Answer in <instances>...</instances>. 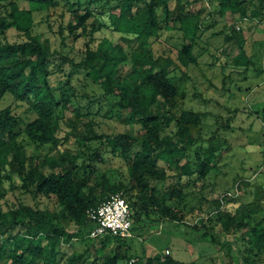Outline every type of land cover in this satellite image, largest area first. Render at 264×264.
I'll use <instances>...</instances> for the list:
<instances>
[{
    "label": "trees",
    "instance_id": "obj_1",
    "mask_svg": "<svg viewBox=\"0 0 264 264\" xmlns=\"http://www.w3.org/2000/svg\"><path fill=\"white\" fill-rule=\"evenodd\" d=\"M168 1L76 0L69 5L66 36L60 28L62 43L68 37L72 42L86 39L80 58L74 60L34 33L33 12L54 9L59 0H0V101L4 99L0 107V197L5 194L2 184L8 180L11 190L52 203V207L39 208L20 201L7 209L0 203V264H59L62 259L64 264H202L200 258L182 262L164 252L135 254L129 251L128 238L109 233L96 246L99 237L89 236L95 224L86 214L109 194L120 192L131 208L132 232L158 228L160 220L183 222L186 213L193 212L192 207L185 211V188L198 183L202 192L211 186L206 176L215 167L212 158L229 148H223L216 132L219 127L230 128L231 117L223 120L217 113L186 108L184 83L190 77L186 70L181 74L177 70L199 64L197 54L203 50H194L202 30L226 13L238 20L247 18L250 25L259 27V34L264 33V0H175L173 9ZM96 5L101 6L98 12ZM10 29L21 39L8 40ZM103 29L128 38L134 45L130 54L109 37L94 44L95 33ZM174 29L181 37L175 60L153 49L164 30ZM218 32L224 34V41L240 43L229 73L245 78L252 63L239 42V30L223 24ZM58 53L61 57L56 62ZM67 61L70 68L64 72ZM126 61L130 67L124 73ZM218 62L216 58L211 65ZM262 67L254 71L264 70V63ZM55 72L65 77L59 93L50 84ZM229 75L222 71L223 83L226 77L232 80ZM7 98L10 101L5 104ZM105 100L104 114L93 112L92 107L102 108ZM69 114L89 121L84 133L66 125ZM110 117L138 127L105 133L100 125ZM213 117L221 122L204 138L205 120L209 118L212 125ZM193 147L195 156L190 159ZM54 150L57 156L51 154ZM112 157L119 158L124 172L104 168L106 159L109 163ZM261 197V204L242 211V218L235 221L225 210L226 195L209 199L202 193L190 229L199 239L212 242L233 227L247 225L246 237L240 234L231 242L223 239L221 247L230 251L235 245L243 264H264V188ZM69 222L76 230L67 229ZM74 239L92 240V250L62 249V244ZM189 241L198 242L195 237ZM111 242L116 243L112 252L105 251Z\"/></svg>",
    "mask_w": 264,
    "mask_h": 264
},
{
    "label": "rangeland",
    "instance_id": "obj_2",
    "mask_svg": "<svg viewBox=\"0 0 264 264\" xmlns=\"http://www.w3.org/2000/svg\"><path fill=\"white\" fill-rule=\"evenodd\" d=\"M85 2L87 0H80ZM115 3L116 0H112ZM76 4V0H59V5L51 10L43 9L33 12L34 20V33L39 34L42 38L47 39L51 48H55L61 55H67L74 60H78L81 52L84 50L86 39H77L72 42V38H66L62 43V32L66 36V24L70 20L69 5ZM175 0H169L168 5L173 9ZM205 6L210 10L211 5L205 1ZM76 7V5H74ZM97 12L101 9L100 5H96ZM207 16L205 11L204 17ZM238 20V16H232L226 13L220 21L202 30L201 40L195 52L202 51L198 58V65L189 64L177 70L178 74L182 70H186L188 77L184 86L186 87L187 96L185 100V107L193 110L208 111L222 115L223 120L231 117V127H219L217 130V137L224 143L225 149L222 154L218 151L212 158L213 167L208 175L206 181L211 185L202 192L199 189L198 183H193L191 187L185 188L187 196L185 197V211L192 207V213H186L183 222L176 223L170 220H160V226L152 227L149 230H143L140 233L131 231L132 237H127L130 244L129 251L135 254H145L147 256L153 255L157 252H165V249L170 250V254L178 261L186 262L189 260H202V264H243L241 259L237 256L235 245L232 246L230 251L226 247H221L223 239L231 242L237 235L247 236L249 227L244 225L240 228H232L225 235H220L214 241L208 242L199 239V236L190 227L193 224V218L199 212L198 199L202 193L209 199L221 198L227 196V203H225V210L229 211L234 217L235 221L242 218V211L251 210L261 204L263 188H264V120L261 118V109L264 107V70L261 72L254 71L263 66L264 63V33L259 34L257 30L259 27L250 22L244 21L241 24L238 36L241 41V46L247 56L251 58L249 70L245 73L246 77L243 78L241 74L229 73L232 72L231 59L240 50V43L234 41H224V34H219L222 25L230 26ZM258 25V24H257ZM261 26V24H259ZM228 32V30H226ZM7 39L10 41L19 40L21 37L13 29L7 30ZM109 37L114 42H118L123 46L124 51L129 55L131 48L134 46L128 38H122L119 34L114 35L109 30H101L95 33L96 44L102 37ZM263 37V38H262ZM261 38V39H260ZM181 45L180 33L177 30H164L158 40L154 43L153 49L156 53H163L169 55L174 60L176 58L177 50ZM59 53L54 57L56 62L59 60ZM216 58H219L217 65H211ZM175 62L170 65V68L175 67ZM221 65H228L223 67ZM55 65L50 66L52 69ZM130 64L128 61L122 65L123 72L129 70ZM70 68V61L64 62L63 71L67 72ZM263 68V67H262ZM222 71L224 74H230L229 82L228 77L225 79L227 82L223 83ZM243 75V76H245ZM65 79L63 73L55 72L50 76V84L58 93L60 92L61 82ZM78 90V88H77ZM193 93H196L193 97ZM199 93V94H198ZM199 95V96H198ZM203 98V99H202ZM210 99V101H205ZM10 99L7 98L6 103ZM4 99L0 101V107L3 106ZM107 100L100 105L92 107L93 112L98 111L101 115L104 114L108 108ZM99 107V108H98ZM83 112L86 107L82 108ZM128 115V110L123 111ZM218 115V116H219ZM212 116V114H211ZM66 125L74 126L80 133H84L86 128L89 127V121L79 119L69 114L65 119ZM206 124L202 132V137L208 138L209 132L215 129L221 121L214 120L211 125V120L206 118ZM101 129L105 133L115 134L124 132L129 129L138 127L136 124H125L118 120L116 117L104 118ZM209 130V131H206ZM195 147L189 152L188 157L193 159L195 154ZM54 156L58 155L57 150L51 153ZM186 158L181 160L183 163ZM42 157H39V164ZM104 168L111 167L114 171H122L123 166L119 158L112 157L106 159ZM55 170H60L56 168ZM14 182L18 184V180L14 178ZM201 183V182H200ZM228 190V191H226ZM2 191L5 192L3 197H0V203L4 209L9 208L11 205H16L20 201L31 206H38L39 208L52 207L50 200L46 198H32L31 195L23 194L18 189L16 191L10 189V182L4 180L2 184ZM250 192L256 193V196H249ZM253 200L251 204H248ZM200 215H205L204 212ZM195 215V216H194ZM251 217H253L251 215ZM69 231L76 230V226L69 222L67 225ZM196 241H189L192 238ZM100 236L95 241L94 245L99 246ZM1 240V239H0ZM91 241L74 239L68 244H62V249L66 252L76 250L83 252L89 250ZM116 243L111 242L106 246L105 251L112 252ZM89 252V251H88ZM92 252V251H91ZM67 255V254H66ZM237 259L235 260V258ZM236 262V263H235ZM59 264H64L63 259Z\"/></svg>",
    "mask_w": 264,
    "mask_h": 264
},
{
    "label": "built area",
    "instance_id": "obj_3",
    "mask_svg": "<svg viewBox=\"0 0 264 264\" xmlns=\"http://www.w3.org/2000/svg\"><path fill=\"white\" fill-rule=\"evenodd\" d=\"M246 20L248 19L242 18L231 25L236 30H240L241 24ZM86 214L95 224L89 233L90 237H100L107 233L124 238L132 237L131 208L122 193L109 194L98 205L88 208ZM164 253L170 252L165 249Z\"/></svg>",
    "mask_w": 264,
    "mask_h": 264
}]
</instances>
